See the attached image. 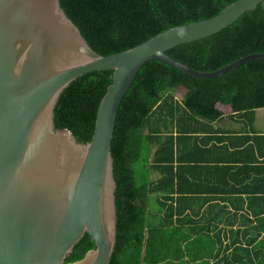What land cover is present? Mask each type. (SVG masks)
I'll return each instance as SVG.
<instances>
[{
    "label": "trees",
    "instance_id": "16d2710c",
    "mask_svg": "<svg viewBox=\"0 0 264 264\" xmlns=\"http://www.w3.org/2000/svg\"><path fill=\"white\" fill-rule=\"evenodd\" d=\"M70 1L105 53L211 17L235 0ZM259 52L264 1L221 30L165 51L200 71ZM261 107L264 59L207 78L157 59L139 67L113 126L108 264H264V127L254 125Z\"/></svg>",
    "mask_w": 264,
    "mask_h": 264
},
{
    "label": "water",
    "instance_id": "95a60500",
    "mask_svg": "<svg viewBox=\"0 0 264 264\" xmlns=\"http://www.w3.org/2000/svg\"><path fill=\"white\" fill-rule=\"evenodd\" d=\"M264 0L168 27L100 53L70 0H0V264H108L115 242L113 126L139 67L157 59L191 76L221 75L165 53L209 36Z\"/></svg>",
    "mask_w": 264,
    "mask_h": 264
},
{
    "label": "rangeland",
    "instance_id": "374dc122",
    "mask_svg": "<svg viewBox=\"0 0 264 264\" xmlns=\"http://www.w3.org/2000/svg\"><path fill=\"white\" fill-rule=\"evenodd\" d=\"M176 98H178L179 94H176L175 95ZM262 109V110H261ZM254 113H255V127L258 129L259 125L263 126L264 127V107H261V108H257L254 110ZM158 177V174L151 170L150 169V173H149V179L150 180H154L155 178ZM148 210H150L151 212H153L154 210H156V207L154 205V202H153V198L151 197L150 200H149V205H148ZM155 219V218H153Z\"/></svg>",
    "mask_w": 264,
    "mask_h": 264
},
{
    "label": "crops",
    "instance_id": "0c3cea01",
    "mask_svg": "<svg viewBox=\"0 0 264 264\" xmlns=\"http://www.w3.org/2000/svg\"><path fill=\"white\" fill-rule=\"evenodd\" d=\"M262 110V109H261Z\"/></svg>",
    "mask_w": 264,
    "mask_h": 264
}]
</instances>
